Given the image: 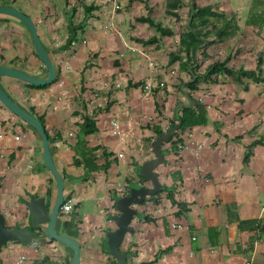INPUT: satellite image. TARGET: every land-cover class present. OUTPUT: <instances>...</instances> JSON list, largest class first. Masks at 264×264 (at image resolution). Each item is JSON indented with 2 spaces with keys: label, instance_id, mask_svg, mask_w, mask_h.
I'll list each match as a JSON object with an SVG mask.
<instances>
[{
  "label": "crops",
  "instance_id": "0c3cea01",
  "mask_svg": "<svg viewBox=\"0 0 264 264\" xmlns=\"http://www.w3.org/2000/svg\"><path fill=\"white\" fill-rule=\"evenodd\" d=\"M0 5L31 18L55 66L48 84L0 75V85L42 117L64 195L75 201L68 213L59 209L55 230L79 241V264H116L106 241V230L116 228V201L130 187L152 186L141 165L154 157L157 129L176 125L161 142L163 158L154 169L164 188L132 205L133 230L121 244L128 264H264V0ZM88 6L93 8L86 11ZM204 6L214 13L194 27L204 40L191 53L179 51L194 7ZM146 16L153 24L139 19ZM70 28L75 36L68 44ZM150 37L156 40L147 42ZM0 64L47 76L28 27L5 13ZM212 64L220 69L211 71ZM184 109L204 121L181 129ZM114 122L119 134L112 132ZM86 125L94 130L84 133ZM55 195L40 134L0 102V211L6 226L35 225L34 233L44 235L46 222L34 224L26 202L42 197L50 212ZM44 241H7L0 264H17L22 253L27 257L21 264L72 263L69 246Z\"/></svg>",
  "mask_w": 264,
  "mask_h": 264
},
{
  "label": "water",
  "instance_id": "95a60500",
  "mask_svg": "<svg viewBox=\"0 0 264 264\" xmlns=\"http://www.w3.org/2000/svg\"><path fill=\"white\" fill-rule=\"evenodd\" d=\"M0 13L11 15L21 20L29 29L32 39L34 52L41 60L44 67L47 69V76L44 78L37 77L34 74L27 73L17 68L1 65L0 75H6L14 77L34 85H45L52 82L55 79V66L52 60L49 58L47 52L41 45L38 37L37 28L34 22L25 13L20 10L6 5H0ZM0 102L20 120L26 122L34 129L38 131L42 140V156L45 166L50 170L56 187V195L53 203L52 210L49 212L45 203V199L42 197L32 198L26 202L31 219L34 224H42L46 222L45 234H35L29 228L11 227L8 228L5 223V217L0 211V247L9 240H17L21 243L29 244L35 239H41L44 243L45 238L54 239L69 246L72 251V263L79 264L80 255V243L73 237L65 234L57 233L55 230V221L59 214L61 203L65 197L64 195V180L60 171L55 166L51 151L50 141L48 139L45 127L43 123L34 115L23 109L15 101H13L6 91L0 85ZM176 126L169 128L167 131L159 135L153 142L152 151L154 157L145 161L141 165L140 173L145 178L149 179L152 183L151 187L144 185L139 187H130L126 195L118 198L116 206L118 213L113 215V220L116 225L115 229L106 230V241L110 255L114 257L116 264H128L127 251L121 248L122 241L127 232H132L130 221L136 210L132 207L134 203L141 202L146 196H152L164 188L158 180V174L155 172V167L162 161V154L160 150V144L167 139L171 133L174 132Z\"/></svg>",
  "mask_w": 264,
  "mask_h": 264
},
{
  "label": "trees",
  "instance_id": "16d2710c",
  "mask_svg": "<svg viewBox=\"0 0 264 264\" xmlns=\"http://www.w3.org/2000/svg\"><path fill=\"white\" fill-rule=\"evenodd\" d=\"M177 5V2H175ZM93 7L92 6H88L86 7V11L91 10ZM210 15H214V13L212 11H210V8L208 6H204V7H194V13L193 16L191 18L190 24H189V29L185 32L181 33L180 36V49L179 51H183L185 53H191V51H194V49H196L200 42H202L204 39H201L203 37V35L201 34V32L198 29H194L195 25H197V23L200 26H204L205 24L208 23V17ZM204 16V17H203ZM200 17H203L200 19ZM140 20H145V21H149L150 23L153 24V22L148 18V16L146 17H140ZM156 27L160 30L161 33H164L165 30L161 29L158 25H156ZM197 27V26H196ZM73 30H71L70 28V32H69V36L67 39V43L69 44L73 39H74V31L75 29L72 28ZM209 34V32H208ZM156 40V37H150L147 42H153ZM209 69L213 72L217 71L219 68V64H212L210 65ZM227 72H231L230 70H227ZM246 75H250L253 76L255 74V71H250V70H245L244 71ZM32 86H42V85H34L31 84ZM38 119L42 122V117H38ZM180 119L182 121L180 128L183 129L189 125H191L192 123L195 122H199V121H204L203 117L199 114H195L193 112H190L189 109H184L183 113L180 115ZM85 129L84 133L87 132H92L94 130L93 125H86L84 126ZM162 130L161 129H157L156 131V135H161L162 134ZM171 197V194H169ZM29 229L32 230L33 232H38V230H36L35 225H30ZM107 249V247H106ZM142 264H152V262H145Z\"/></svg>",
  "mask_w": 264,
  "mask_h": 264
},
{
  "label": "built area",
  "instance_id": "2783aa9c",
  "mask_svg": "<svg viewBox=\"0 0 264 264\" xmlns=\"http://www.w3.org/2000/svg\"><path fill=\"white\" fill-rule=\"evenodd\" d=\"M115 7L117 8L118 5L116 4ZM150 64H153V62H150ZM59 84H61V81L59 82ZM159 85L162 86L163 83H160ZM151 86H152L151 83L147 82V83H145L144 88L146 90H148V89H150ZM112 132L115 133V134H117V133L119 134L120 133L119 125L116 122L113 123V131ZM118 155L122 156L121 153H119ZM74 204H75L74 199L72 197H70V196H68V197L66 196V197H64V199H63V201L61 203L60 211L63 212V213H68L71 210V208L73 207ZM172 226L176 227L177 225L173 223ZM36 244L37 243H34V246ZM26 257H27V254L26 253H22L20 256H18V258L16 260V263L17 264H21L26 259Z\"/></svg>",
  "mask_w": 264,
  "mask_h": 264
}]
</instances>
